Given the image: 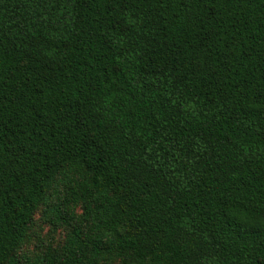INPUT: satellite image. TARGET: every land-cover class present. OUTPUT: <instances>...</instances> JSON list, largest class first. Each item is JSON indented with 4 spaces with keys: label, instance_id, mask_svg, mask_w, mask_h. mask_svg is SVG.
Segmentation results:
<instances>
[{
    "label": "trees",
    "instance_id": "16d2710c",
    "mask_svg": "<svg viewBox=\"0 0 264 264\" xmlns=\"http://www.w3.org/2000/svg\"><path fill=\"white\" fill-rule=\"evenodd\" d=\"M0 264H264V0H0Z\"/></svg>",
    "mask_w": 264,
    "mask_h": 264
},
{
    "label": "rangeland",
    "instance_id": "374dc122",
    "mask_svg": "<svg viewBox=\"0 0 264 264\" xmlns=\"http://www.w3.org/2000/svg\"><path fill=\"white\" fill-rule=\"evenodd\" d=\"M40 214L36 215L37 225L35 227L37 240L51 241L54 240L55 243H61L65 238L66 229L64 227H53L48 224L42 223L40 220Z\"/></svg>",
    "mask_w": 264,
    "mask_h": 264
}]
</instances>
